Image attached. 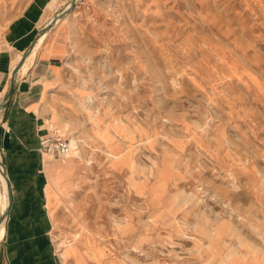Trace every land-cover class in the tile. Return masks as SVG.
<instances>
[{
  "label": "rangeland",
  "instance_id": "374dc122",
  "mask_svg": "<svg viewBox=\"0 0 264 264\" xmlns=\"http://www.w3.org/2000/svg\"><path fill=\"white\" fill-rule=\"evenodd\" d=\"M64 1L0 0V43ZM46 41L22 124L77 152L13 182L0 264H264V0H77Z\"/></svg>",
  "mask_w": 264,
  "mask_h": 264
},
{
  "label": "crops",
  "instance_id": "0c3cea01",
  "mask_svg": "<svg viewBox=\"0 0 264 264\" xmlns=\"http://www.w3.org/2000/svg\"><path fill=\"white\" fill-rule=\"evenodd\" d=\"M53 29L54 27L50 29L47 36ZM36 30L28 40L29 26L20 31L12 27L8 31L10 34L4 35V41L0 43V91L6 84L13 57L28 47ZM61 49L58 44L45 39L34 57L28 62L25 60L24 68L21 67L15 75L11 100L0 118L3 123L0 129V156L10 180L12 194L13 182L16 183L18 178L27 177L28 173L34 171V167L40 172L42 161L37 153L38 138L46 133L39 135L31 126L29 129L32 132L28 136L27 128H24L22 122L26 117L31 121L35 120L33 107L37 109L41 96H44L47 89L44 82L53 74L55 64L62 54ZM26 187L31 188L32 185Z\"/></svg>",
  "mask_w": 264,
  "mask_h": 264
},
{
  "label": "bare ground",
  "instance_id": "6f19581e",
  "mask_svg": "<svg viewBox=\"0 0 264 264\" xmlns=\"http://www.w3.org/2000/svg\"><path fill=\"white\" fill-rule=\"evenodd\" d=\"M69 2H70V0H65V1L61 4V7H60V8L55 9V10H52L51 13L49 14V16H48V17L42 22V25L40 26V28H38L37 32H38L41 28H43L44 26L48 25L52 20H55V24L53 25V27H55V26L59 23V21H60V19H61V18L59 19V17H58L59 14H60L61 12H63L65 9L68 8V6H69ZM46 13H49V12L47 11ZM53 27H52V28H53ZM37 32L35 33V35L37 34ZM47 34H48V32L44 33L43 35H41V36L38 38V40L36 41V43H35V45H34L32 51H31L30 55H29V56L27 57V59H26L27 62L30 61V60L34 57V55H35V53H36L37 50H39L40 48H42L43 43H44V40H45L46 37H47ZM35 35H34V36H35ZM34 36H33V38H34ZM33 38H32V39H33ZM22 53H23V52L17 54V56H16L15 58L13 57L12 67H11V69H10L9 72H8V77H7L6 84H5L4 88L2 89V91L0 92V95H1L0 118H1V116H2V113H3L4 109H5V104H4V102H3V96H4V94L6 93V91H7V89H8V86H9V78H10L11 70H12V69L14 68V66L18 63V61H19V59H20ZM25 63H26V61H25ZM22 67H23V66H22ZM23 68H24V67H23ZM20 71H21V70H20ZM49 94H50V92H49ZM51 96H52V94L48 95V97H51ZM2 124H3V123L0 121V129H1V127L3 126ZM74 149H75V148H72V149H71V151H72L73 154H74L75 152H77V151H74ZM0 160H1V156H0ZM2 170H3V168L0 167V183H1L2 187H3L2 190H3V192H4V193H3V202H2V199H1V202H0V203H2V206H1V204H0V208H1V209H0V217L2 216V214L5 212V210H6L7 207H8L7 189H6L5 180H4V178H3L2 174H1ZM5 173H6V172H5ZM6 174H7V173H6ZM7 176H8V175H7ZM0 196H1V195H0ZM7 218H8V217H6L5 219H3V221H2L1 224H0V238H1L2 234H3V232H4V229H5V226H6Z\"/></svg>",
  "mask_w": 264,
  "mask_h": 264
},
{
  "label": "water",
  "instance_id": "95a60500",
  "mask_svg": "<svg viewBox=\"0 0 264 264\" xmlns=\"http://www.w3.org/2000/svg\"><path fill=\"white\" fill-rule=\"evenodd\" d=\"M76 2H77V0H70L68 8L65 9L63 12H61L59 14V16H58L59 19L62 18L63 16H65L66 14H68L70 12V10L75 6ZM54 24H55V20H52L48 25L44 26L43 28H41L37 32V34L31 40V42L28 45V47L23 51L18 63L11 70V74H10V78H9V86H8V89H7L6 93L3 96V102L5 104V108L8 106V104H9V102L11 100V95H12V90H13V86H14V82H15L16 73L23 66L25 60L30 55V53H31L36 41L38 40V38L41 35H43L44 33L49 32ZM0 167L3 168L1 174H2V176L4 178V180H5L6 189H7V196H8V207L5 210V212L2 214V216L0 217V224H1L3 219H5L6 217L9 216V213H10V210H11V207H12V204H13V194H12L10 180H9L7 174L5 173V168H4V165L2 164L1 160H0Z\"/></svg>",
  "mask_w": 264,
  "mask_h": 264
},
{
  "label": "built area",
  "instance_id": "2783aa9c",
  "mask_svg": "<svg viewBox=\"0 0 264 264\" xmlns=\"http://www.w3.org/2000/svg\"><path fill=\"white\" fill-rule=\"evenodd\" d=\"M37 153L41 160H43L44 156H49L60 163H65L71 156L70 141L58 136L56 131L50 130L46 134L39 136Z\"/></svg>",
  "mask_w": 264,
  "mask_h": 264
}]
</instances>
